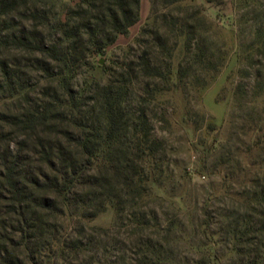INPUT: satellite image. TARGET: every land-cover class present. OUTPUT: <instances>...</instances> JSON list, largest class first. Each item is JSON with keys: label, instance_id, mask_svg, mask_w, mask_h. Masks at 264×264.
<instances>
[{"label": "trees", "instance_id": "16d2710c", "mask_svg": "<svg viewBox=\"0 0 264 264\" xmlns=\"http://www.w3.org/2000/svg\"><path fill=\"white\" fill-rule=\"evenodd\" d=\"M162 1L166 11L101 83L94 58L138 21L140 0H77L57 17L47 0H0V264H221L227 256L264 264V0H232L240 19L245 6L262 8L239 45L236 72L253 83L249 92L234 87V106L245 112L231 113L223 139L200 148L196 172L211 153L207 170L220 184L184 256L176 219L161 220L154 206L164 144L143 103L179 85L200 90L225 56L208 41L201 5ZM135 84L146 95L128 109ZM107 208L111 226L89 224Z\"/></svg>", "mask_w": 264, "mask_h": 264}, {"label": "rangeland", "instance_id": "374dc122", "mask_svg": "<svg viewBox=\"0 0 264 264\" xmlns=\"http://www.w3.org/2000/svg\"><path fill=\"white\" fill-rule=\"evenodd\" d=\"M47 1L51 16L56 17L61 16L68 7L77 2V0ZM195 2L203 7L206 25L209 27L208 41L220 46L224 52L223 66L218 74L198 91L189 84L179 85L157 95L155 100L143 103L152 121L154 134L164 144V151L158 162L162 169V172H157L159 184L152 188V194L158 196L155 199L159 200L154 206L161 220L166 221L165 218L171 216L176 219L175 230L176 235L180 237L178 244L180 256L185 255V252L181 251L185 250L187 242L194 245L199 242L200 236H197L198 231L194 228L201 217V206L207 202L211 190L220 184V176L207 170L214 158L211 153H207L204 158L205 171L196 172L201 158L200 148L223 139L226 133L225 125L231 113L236 116L245 112V108L239 110L234 106L232 98L234 87L238 83H244L248 92L253 83L252 78H241L236 72L240 65L244 66V63L238 62L239 45L252 38L258 21L255 16L262 11L261 5H256L255 8L245 6L241 13L247 14L240 19V10L232 4V0H222L219 5L207 3L206 0ZM162 4V0H140L138 21L127 33L118 35L103 55L94 58L96 67L101 66L92 72L95 79L101 83L107 81V68L114 67L113 62L120 60L123 49L128 46L136 48L135 40L141 28L155 12L166 11ZM81 78L78 80L79 83L82 82ZM142 88L141 84L134 85L129 96L128 109H134L139 97L146 95ZM139 100L141 101V98ZM206 123L215 125L216 131L208 132L204 127ZM220 201L211 200V204L220 207L222 204ZM113 218V210L107 208L90 220L89 224L107 228L112 225ZM221 264L233 263L227 256Z\"/></svg>", "mask_w": 264, "mask_h": 264}]
</instances>
